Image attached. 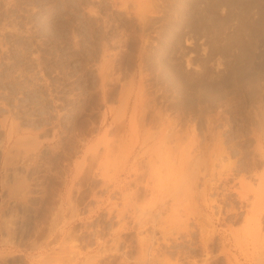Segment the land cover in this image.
Segmentation results:
<instances>
[{"label":"rangeland","instance_id":"374dc122","mask_svg":"<svg viewBox=\"0 0 264 264\" xmlns=\"http://www.w3.org/2000/svg\"><path fill=\"white\" fill-rule=\"evenodd\" d=\"M114 1L0 0V264H264V126L257 139L248 119L264 117V0L169 2L143 122L139 19Z\"/></svg>","mask_w":264,"mask_h":264},{"label":"bare ground","instance_id":"6f19581e","mask_svg":"<svg viewBox=\"0 0 264 264\" xmlns=\"http://www.w3.org/2000/svg\"><path fill=\"white\" fill-rule=\"evenodd\" d=\"M80 1V0H79ZM119 1V0H118ZM118 1H114V2H117V4H119L118 3ZM122 1V0H121ZM142 0H138V2H140V3H142L141 2ZM201 1V0H200ZM103 2V1H102ZM124 2V3H123ZM123 2H122V4L123 5H125V6H123V8L124 7H126V9L128 8H132V11H134V13L135 14H137V15H134V16H136L137 17V19H139V25H140V34L138 35L139 36V38H137L138 39V41L135 43V53L133 52L134 51V49H132L133 51V56H134V62H135V66H136V68H137V70L139 71V75H141V78H142V76H143V74H144V72H145V74H146V71H150V73L152 72L153 73V69L151 70V68H150V65H151V62H149V61H151L150 59V56L149 55H151V54H149V53H152V47H151V49H150V43H152L153 44V42L154 41H157V40H154L156 37H158V34H160L161 33V30H160V33H159V31H158V28L159 27H163L162 25H163V23H166V22H163V20H164V18H166L167 17V15H168V13H167V6L169 5L170 6V3L169 2H172V3H174L175 4V0H149V1H146L147 3H145V1L143 2L144 3V5H143V3L142 4H140V3H138V4H136L137 3V0H123ZM254 2V1H253ZM257 2V1H256ZM167 3V4H166ZM212 3V2H211ZM192 4V3H191ZM176 5H177V3H176ZM187 5V4H186ZM11 6V5H10ZM116 6V5H115ZM122 6V5H121ZM175 6V5H174ZM179 6V5H178ZM177 6V7H178ZM192 6V5H191ZM171 7H172V5H171ZM170 7V8H171ZM245 7V6H244ZM262 7V6H261ZM167 8V9H166ZM196 8V7H195ZM128 9H127V12H129V13H133V12H130V9H129V11H128ZM173 9V8H172ZM178 9V8H177ZM176 9V10H177ZM223 9V8H222ZM122 10V9H121ZM169 11H170V9H168ZM180 10V9H179ZM168 11V12H169ZM173 11H174V13H175V10L173 9ZM171 12V11H170ZM222 12V11H221ZM224 12V11H223ZM172 13V12H171ZM119 14V13H118ZM128 14V13H127ZM191 14V13H190ZM93 15V14H92ZM170 15V14H169ZM169 15H168V17H169ZM121 17V16H120ZM192 17H194V16H192ZM196 17V16H195ZM198 17V16H197ZM231 17V16H230ZM106 18V17H105ZM168 19V18H167ZM167 19H165V20H167ZM193 19V18H192ZM164 20V21H165ZM138 21V20H137ZM168 21H170V19L168 20ZM171 21H173L172 19H171ZM202 21V20H201ZM200 21V22H201ZM97 22V21H96ZM136 22V21H135ZM134 22V23H135ZM133 23V24H134ZM171 23V22H170ZM159 24H160V26H159ZM167 24H169V22L167 23ZM202 24V23H201ZM132 25V24H131ZM179 25V24H178ZM194 25V24H193ZM224 25V24H223ZM135 26V25H134ZM171 26V25H170ZM233 26H234V24H233ZM244 26V25H243ZM2 28V27H1ZM123 28H125V27H123ZM166 28H167V26H166ZM166 28H165V30H166ZM172 28V26L170 27V28H167V29H171ZM174 28V27H173ZM161 29V28H160ZM16 30V29H15ZM123 30V29H122ZM163 30V29H162ZM164 30V31H165ZM125 31V30H124ZM167 31V30H166ZM170 31H172L173 32V30H170ZM2 32V31H1ZM175 32V31H174ZM103 33V32H102ZM115 33V32H114ZM121 33V32H120ZM182 33V32H181ZM186 33H188V32H186ZM118 34V33H117ZM116 34V35H117ZM151 34H153V35H151ZM163 34V33H162ZM164 34H166V33H164ZM171 34H173V33H171ZM214 34V33H213ZM234 34V33H233ZM167 35V34H166ZM192 35H194V34H192ZM218 35V34H217ZM130 36V35H129ZM160 36V35H159ZM163 36V35H162ZM171 36H174V35H171ZM188 36H190V33H189V35ZM187 36V37H188ZM237 36V35H236ZM127 37V36H126ZM131 37V36H130ZM167 36H165V38H166ZM184 37V36H183ZM197 37V36H196ZM195 36L194 37H192V38H196ZM238 37V36H237ZM261 37V36H260ZM159 38V37H158ZM157 38V39H158ZM161 38H163V37H161ZM190 38H191V36H190ZM204 38H206V37H204ZM232 38V37H231ZM234 38V37H233ZM112 39V38H111ZM167 39V38H166ZM185 39V38H184ZM197 39V38H196ZM214 39V38H213ZM213 39H210V40H213ZM236 39V38H235ZM154 40V41H153ZM159 40H160V38H159ZM172 40V39H171ZM198 40V39H197ZM206 40H208V39H206ZM205 40V41H206ZM219 40V39H218ZM221 40V39H220ZM232 40V39H231ZM119 41V40H118ZM153 41V42H152ZM168 41V40H167ZM186 41V46H184V47H186V48H188V50H186L185 48V52H181L182 54H181V59H183V61H184V63H185V67H186V69H187V71H190L191 69H192V71H196V72H199V73H201L204 69L203 68H201V69H199L200 67H203V66H200L199 64H198V55L197 54H193V53H191L192 51L191 50H194L195 49V47L197 46V44L196 45H188V44H190L188 41L189 40H185ZM194 41V43L196 42L195 40H193ZM235 41H237V40H235ZM234 41V42H235ZM134 42V41H133ZM161 41H159V43H160ZM182 42H183V40H182ZM192 42V41H191ZM202 43H204L203 41H201ZM214 42H215V40H214ZM124 43H126V42H124ZM132 43V42H131ZM155 43V42H154ZM158 43V42H157ZM165 43H167V42H165ZM181 43V41L178 43V45ZM193 43V42H192ZM197 43V42H196ZM202 43L200 44L201 46H203L202 45ZM209 43V42H208ZM216 43V42H215ZM111 44H112V42H111ZM181 44H183V43H181ZM181 44L179 45L180 47H181ZM205 44V43H204ZM210 44V43H209ZM214 44V43H213ZM234 44V43H233ZM237 44V43H236ZM244 44V43H243ZM157 45H160V44H157ZM157 45L156 46H154V45H152V46H154L155 48H157ZM212 45V44H211ZM218 45V44H217ZM241 46V44L238 42V46ZM105 46V45H104ZM178 46V47H179ZM207 46H208V44H207ZM257 46V45H256ZM125 47V46H124ZM133 47V48H134ZM149 47V48H148ZM176 47V46H175ZM209 47H211V46H209ZM216 47V46H215ZM217 47H220V46H217ZM183 48V47H182ZM204 52L202 53V55H200V56H202L201 58H200V60H201V62H202V64L204 65L206 62H208V65H210L211 63H212V61H209L210 60V56L208 55V53H206L205 52V45H204ZM214 48V47H213ZM244 48V47H243ZM129 49H130V47H129ZM181 49V48H180ZM226 49V48H225ZM131 50V49H130ZM151 50V51H150ZM157 50V49H156ZM196 50V49H195ZM218 50V49H217ZM220 50V49H219ZM259 50V49H258ZM158 51V50H157ZM175 51V50H174ZM173 51V52H174ZM177 51H179V50H177ZM187 51V52H186ZM202 51H203V49H202ZM216 51V50H215ZM215 51H214V54H215ZM222 51V50H221ZM221 51H219V52H221ZM227 51V50H226ZM239 51V50H238ZM156 52V51H155ZM180 52V51H179ZM217 52V51H216ZM189 53V54H188ZM194 53H196V51H194ZM222 53V52H221ZM223 53H224V51H223ZM222 53V54H223ZM232 53V52H231ZM132 54V53H131ZM172 54V53H171ZM176 54H177V52H176ZM217 54V53H216ZM222 54H219V55H222ZM173 55V54H172ZM178 55H179V53H178ZM177 55V56H178ZM241 55V54H240ZM182 56H184L183 58H182ZM218 56V55H217ZM227 56V55H226ZM247 56V55H246ZM258 56V55H257ZM109 57V56H108ZM176 57V56H175ZM180 57V56H179ZM178 57V58H179ZM178 58H177V60H178ZM221 58V57H220ZM220 58H218L219 60H220ZM223 58L225 59V57L223 56ZM116 59H117V57H116ZM174 59V58H173ZM176 59V58H175ZM234 59V58H233ZM236 59V58H235ZM234 59V60H235ZM198 61L196 64H198L199 66H195L194 65V63H195V61ZM223 60V59H222ZM105 61V60H104ZM181 61V60H180ZM230 61V60H229ZM178 62V61H177ZM200 62V63H201ZM210 62V63H209ZM261 62V61H260ZM116 63V62H115ZM103 64V63H102ZM172 64V63H171ZM207 64V63H206ZM205 64V65H206ZM116 65H119V64H116ZM178 65V64H177ZM98 66V65H97ZM132 66V65H131ZM182 66V65H181ZM151 67H152V65H151ZM184 67V68H185ZM199 67V68H198ZM206 67V66H205ZM212 67V66H211ZM214 67V66H213ZM153 68V67H152ZM181 68V67H180ZM220 68V67H219ZM222 68V67H221ZM250 68V67H249ZM101 69V68H100ZM132 69V68H131ZM185 69V70H186ZM194 69V70H193ZM216 69V68H215ZM208 70V69H207ZM216 71V70H215ZM220 71V70H219ZM252 71V70H251ZM95 72V71H94ZM101 72V71H100ZM218 72V71H217ZM247 73H249V72H247ZM100 74V73H99ZM130 74V73H129ZM134 74L135 73H133V76H134ZM154 74V73H153ZM161 74V73H160ZM190 74V73H189ZM196 74V73H195ZM210 74V73H209ZM219 74V73H218ZM156 73H155V78H156ZM132 76V77H133ZM158 76V75H157ZM161 76V75H160ZM201 76V75H200ZM140 77V76H139ZM146 77V76H145ZM144 76H143V78L142 79H144L145 81H141V80H139V82L140 83H138V85L136 86V90H134L135 92H133V91H131V92H133V94H131L132 96L134 95V103H133V110H136L137 108H139V110H138V112H137V110H136V112H135V114H134V117L132 116V118H133V120H132V122H134L135 120H139L140 122H143L144 121V119H145V114H147L146 113V111L148 110L147 108H149V107H151V109H154L156 106H157V102H156V98L157 97H155V95L154 96H152L153 94H156V91L152 94L150 91H152L151 89H150V91L148 92V90H147V88L149 89V87H146L147 85H145V83H143V82H148V80H147V78H145ZM148 77H150V76H148ZM169 77V76H168ZM233 77V76H232ZM158 78V77H157ZM162 80V79H161ZM182 81V80H181ZM208 81V80H207ZM237 81V80H236ZM236 81H234V82H236ZM132 82V81H131ZM138 82V81H137ZM146 82V83H147ZM165 82V81H164ZM155 83V82H154ZM163 83V82H162ZM233 83V82H232ZM101 84V83H100ZM131 84H133V82L131 83ZM152 84V83H151ZM129 85V84H128ZM150 85V84H149ZM174 85V84H173ZM257 85V84H256ZM165 86V85H164ZM101 87V86H100ZM106 87V86H105ZM131 87H132V85H131ZM130 87V88H131ZM135 87V86H134ZM215 87V86H214ZM152 88V87H151ZM221 88V87H220ZM134 89V88H133ZM155 89V88H154ZM177 89V88H176ZM227 89V88H226ZM129 90V89H128ZM128 90H127V92H128ZM157 90V89H156ZM130 91V90H129ZM251 91H253V90H251ZM251 91H250V93H251ZM170 92H171V90H170ZM175 92V91H174ZM210 93V92H209ZM253 93L254 92H252L251 94L253 95ZM127 94V93H126ZM125 94V95H126ZM129 94V93H128ZM206 94V93H205ZM220 94V93H219ZM158 95V94H157ZM165 95V94H164ZM207 95V94H206ZM120 96V95H119ZM197 96V95H196ZM220 96V95H219ZM243 96V95H242ZM126 97H128L127 95H126ZM248 97V96H247ZM187 98V97H186ZM195 98V97H194ZM122 100V98L120 99V101ZM124 100V99H123ZM160 100V99H159ZM129 101H130V96H129V98H127V100L125 99L124 100V103H122L124 106H126V108L128 107V105H129ZM250 101H251V99H250ZM192 102V101H191ZM190 103V102H189ZM122 104H121V106H122ZM200 104V103H199ZM206 105V104H205ZM180 106V105H179ZM201 107V106H200ZM159 107H157V109H158ZM262 108V107H261ZM140 109H141V111H140ZM147 109V110H146ZM149 110H150V108H149ZM156 110V109H155ZM139 111H140V114H139ZM122 112V110L120 111V113ZM133 112V111H132ZM152 112V111H151ZM196 112V111H195ZM195 112H193V113H195ZM218 112V111H217ZM221 112V111H220ZM156 113V112H155ZM254 113V112H253ZM262 113V112H261ZM133 114V113H132ZM152 114V113H151ZM150 114V115H151ZM188 114V113H187ZM190 114H192L191 112H190ZM195 114H197V113H195ZM194 114V115H195ZM259 114L260 113H258V115L257 114H253V115H249V121H250V123H251V125H252V135L253 136H255L257 139H259L260 138V135L261 134H259V131H258V129H260L262 126H264V117H261V118H259V117H257V116H259ZM178 115V114H177ZM261 115H264V114H261ZM211 116V115H210ZM198 117V116H197ZM204 117V116H203ZM214 117H215V115H214ZM213 117V118H214ZM117 118V117H116ZM122 118V117H121ZM131 118V119H132ZM123 119V118H122ZM196 119V118H195ZM130 120V119H129ZM167 120V119H166ZM131 121V120H130ZM198 121V120H197ZM131 122V123H132ZM167 123V122H166ZM173 123V122H172ZM199 123H200V121H199ZM209 123V122H208ZM124 124V123H123ZM143 124V123H142ZM171 124V123H170ZM167 126V125H166ZM165 126V127H166ZM200 126V125H199ZM235 126V125H234ZM186 127V126H185ZM136 128V127H135ZM134 128V129H135ZM169 128H171V127H169ZM172 128H174V127H172ZM193 128H194V126H193ZM201 128V127H200ZM199 128V129H200ZM207 128V127H206ZM262 128H264V127H262ZM154 129V128H153ZM166 129V128H165ZM176 130V129H175ZM201 130V129H200ZM224 131V130H223ZM133 132V131H132ZM166 132V131H165ZM175 132V131H174ZM199 132V131H198ZM216 132V131H215ZM262 132H264V131H262ZM134 133V132H133ZM162 133V132H161ZM203 134L205 133V132H202ZM261 133V132H260ZM159 134V133H158ZM162 134H164V132L162 133ZM262 134H264V133H262ZM205 135V134H204ZM163 135H161V137H162ZM170 136V135H169ZM177 136V135H176ZM186 136V135H185ZM160 137V136H159ZM158 137V138H159ZM143 138V137H142ZM213 138V137H212ZM150 139V138H149ZM202 139V138H201ZM61 141V140H60ZM167 141V140H166ZM193 141V140H192ZM191 141V143L190 144H192L193 142ZM199 141H201V140H199ZM208 141V140H207ZM257 142V141H256ZM167 143H169V142H167ZM208 143V142H207ZM175 144V143H174ZM170 145V144H169ZM183 145V144H182ZM232 145V144H231ZM166 146V145H165ZM184 147V146H183ZM148 148V147H147ZM167 148V147H166ZM164 149V148H163ZM168 149V148H167ZM182 149H184V148H181L180 150H182ZM205 149V148H204ZM185 150V149H184ZM193 150V149H192ZM202 150V149H201ZM172 151V150H171ZM204 151V150H203ZM225 152V151H224ZM51 153V152H50ZM171 153V152H170ZM183 154V153H182ZM186 154H187V151H186ZM226 154V153H225ZM151 155H153V154H151ZM167 155V154H166ZM169 155V154H168ZM193 155V154H192ZM198 156V155H197ZM196 156V157H197ZM148 157V156H147ZM166 157V156H165ZM178 157H179V155H178ZM182 157V156H181ZM187 157V156H186ZM227 157V156H226ZM159 158V157H158ZM190 158V157H189ZM186 159H188V158H186ZM196 160H195V162L193 163V164H195L196 166H198L199 164H197V163H199L200 161L197 159V158H195ZM58 160V159H57ZM156 160V159H155ZM171 160V159H170ZM194 160V159H193ZM199 162H198V161ZM204 161V160H203ZM262 161V160H261ZM180 162V161H179ZM197 162V163H196ZM181 163V162H180ZM234 163V162H233ZM261 163V162H260ZM51 164V163H50ZM259 163H257V159H254V158H251L250 159V161H248V162H246L245 163V165H244V168H247V169H250V168H255V167H257V165H258ZM156 165V164H155ZM187 166H188V164H187ZM195 166V167H196ZM240 166H242V165H240ZM165 167V166H164ZM180 167V166H179ZM194 167V166H193ZM193 167H191V169L193 168ZM200 167V166H199ZM56 168V167H55ZM142 168V167H141ZM196 169H197V167H196ZM196 169H194L195 171H196ZM8 170V169H7ZM13 170V169H12ZM11 170V171H12ZM57 170V169H56ZM142 170V169H141ZM164 170V169H163ZM193 170V171H194ZM9 171V170H8ZM10 171V172H11ZM137 171H139V169L137 170ZM144 171V170H143ZM189 171V170H188ZM197 171H199V170H197ZM196 171V172H197ZM7 172V171H6ZM14 172V171H13ZM135 172V171H134ZM140 172V171H139ZM145 172V171H144ZM174 172V171H173ZM172 172V173H173ZM177 172V171H176ZM183 172V171H182ZM184 172H186V170L184 171ZM190 172V171H189ZM191 172H192V170H191ZM190 172V173H191ZM251 172V171H250ZM20 173V172H19ZM178 173V172H177ZM187 173V172H186ZM189 173V174H190ZM194 173V172H193ZM192 173V174H193ZM202 173V172H201ZM12 174V173H11ZM143 174V173H142ZM170 174V173H169ZM176 174V173H175ZM184 174V173H183ZM191 174V175H192ZM198 174V173H197ZM85 175V174H84ZM87 175V174H86ZM140 175V174H139ZM162 175V174H161ZM171 175H173V174H171ZM190 175V176H191ZM195 175V174H194ZM201 175V174H200ZM12 176V175H11ZM159 176V175H158ZM170 176V175H169ZM169 176H168V178H169ZM174 176V175H173ZM178 176H179V174H178ZM183 176V175H182ZM182 176L181 177H179L181 180H180V182L181 183H184V182H187V180L186 181H183L182 180ZM186 176H187V174H186ZM205 176V175H204ZM89 177V176H88ZM167 177V176H166ZM189 177V176H188ZM198 177V176H197ZM3 178H4V176H3ZM2 178V179H3ZM163 178V177H162ZM173 178V177H172ZM186 178V177H185ZM184 178V179H185ZM166 179V178H165ZM176 179V178H175ZM262 179V178H261ZM260 179V180H261ZM163 180V179H162ZM174 180V179H173ZM171 181L172 182V185L174 184V181ZM193 180V179H192ZM262 180H264V179H262ZM261 180V181H262ZM82 181V180H81ZM183 181V182H182ZM189 181V180H188ZM191 181V180H190ZM196 181V180H195ZM10 182V181H9ZM80 182V181H79ZM159 182H160V180H159ZM180 182H178V183H180ZM206 182V181H205ZM6 183H8V182H6ZM166 183H167V181H166ZM194 183V182H193ZM1 185H4V184H2V183H0ZM170 184V183H169ZM176 184H177V180H176ZM188 184V183H187ZM190 184V183H189ZM203 184V183H202ZM179 185V184H178ZM183 185V184H182ZM181 185V186H182ZM185 183H184V188L183 187H181V186H178V187H181V188H183L182 190H185ZM191 185H192V181H191ZM20 186V185H19ZM189 186V185H188ZM194 186V185H193ZM192 186V187H193ZM206 186V185H205ZM7 187H9V186H7ZM16 187H18V186H16ZM21 187V186H20ZM20 187H18L17 189H20ZM172 187V186H171ZM171 187H170V190H171ZM178 187H176V188H178ZM201 187V186H200ZM207 187H208V185H207ZM174 188H175V186H174ZM175 188V189H176ZM188 188V187H187ZM186 188V189H187ZM198 188V187H197ZM202 188H204V187H202ZM173 189V188H172ZM191 189V188H190ZM201 189V188H200ZM188 190V189H187ZM194 190V189H193ZM196 190V189H195ZM17 191V190H16ZM15 191V192H16ZM174 191V190H173ZM177 191H179V188H178V190ZM197 191V190H196ZM188 192V191H187ZM187 192H185V193H187ZM191 192H192V190H191ZM204 191H202V193H203ZM13 193H14V191H13ZM26 193H27V191H26ZM170 193H172V192H170ZM169 193V194H170ZM174 193V192H173ZM179 193H180V191H179ZM188 193H190V191L188 192ZM197 193V192H196ZM29 194V193H28ZM175 194H176V192H175ZM198 194V193H197ZM15 195V194H14ZM193 195V194H192ZM12 196V195H11ZM173 197H174V194L172 195ZM177 196V195H176ZM14 197V196H13ZM176 198V197H175ZM3 199V198H2ZM5 199V198H4ZM34 202V201H33ZM48 202V201H47ZM14 203V202H13ZM46 204V203H45ZM14 205V204H13ZM33 205V204H32ZM40 205V204H39ZM136 205V204H135ZM217 206V205H216ZM234 206V205H233ZM130 207V206H129ZM136 207V206H135ZM141 207V206H140ZM220 208V207H219ZM218 208V209H219ZM217 209V208H216ZM131 210V209H130ZM133 210V209H132ZM131 210V211H132ZM168 210V209H167ZM176 210V209H175ZM224 210V209H223ZM239 210H241L240 209V206L238 207V208H235V207H232V208H230L229 209V212H233L235 215L238 213V211ZM124 211V210H123ZM126 211V210H125ZM168 212V211H167ZM177 212V211H176ZM227 211H226V209H225V213H226ZM13 213V212H12ZM11 213V214H12ZM184 213V212H183ZM228 213V212H227ZM137 214H138V212H137ZM174 214V213H173ZM7 215H9V214H7ZM133 215V214H132ZM139 215V214H138ZM176 215V214H175ZM215 215V214H214ZM1 216V215H0ZM11 216V215H10ZM14 216V215H13ZM120 216V215H119ZM148 216V215H147ZM171 216V215H170ZM218 216V215H217ZM216 216V220H218V219H220V218H218ZM173 217H175V216H173ZM221 217V216H220ZM245 217V216H244ZM2 218V217H1ZM14 218V217H13ZM21 218V217H20ZM119 218V217H118ZM243 218V217H242ZM5 219H6V215H5ZM245 219V218H244ZM4 220V219H3ZM106 220V219H105ZM104 220V221H105ZM117 220V219H116ZM222 220V219H221ZM242 220V219H241ZM1 221V220H0ZM28 221V220H27ZM18 222V221H17ZM218 222V221H217ZM8 223V222H7ZM121 223V222H120ZM227 224V223H226ZM125 225V224H124ZM163 225V224H162ZM11 226V225H10ZM14 226V225H13ZM185 226V225H184ZM184 226H182L183 228H185L186 229V226L184 227ZM227 226V225H226ZM188 227V226H187ZM7 228V227H6ZM115 228H116V226H115ZM184 229V230H185ZM189 228H187L185 231L187 232V234H188V230ZM188 230V231H187ZM5 231V230H4ZM12 231V230H11ZM185 232V233H186ZM203 232V231H202ZM211 232V231H210ZM6 233V232H5ZM205 234V233H204ZM213 234V233H212ZM212 234L210 235H207V237H202L201 236V242H202V244H203V246H206L207 245V242L209 241L210 242V240H213V236H212ZM6 235V234H5ZM11 235V234H10ZM189 235V234H188ZM200 235H203L202 233L200 234ZM190 236V235H189ZM204 236V235H203ZM225 236V235H224ZM12 237V236H11ZM118 237V236H117ZM129 237V236H128ZM188 237V236H187ZM9 238V237H8ZM233 238V237H232ZM6 239V238H5ZM12 239V238H11ZM18 239V238H17ZM149 239V238H148ZM191 239V238H190ZM189 239V240H190ZM220 239H222L221 237H220ZM233 239H235V238H233ZM6 241H8V240H6ZM10 241V240H9ZM12 241V240H11ZM162 241V240H161ZM168 241V240H167ZM233 241V240H232ZM26 242V241H25ZM234 242V241H233ZM237 242V241H236ZM235 242V243H236ZM146 243V242H145ZM221 243H222V245H224L225 243H224V241H221ZM239 243V242H238ZM125 244V243H124ZM132 244V243H131ZM170 244V243H169ZM169 244H167L168 246H169ZM212 244V243H211ZM19 245V244H18ZM166 245V246H167ZM190 245V244H189ZM193 245V244H192ZM155 246V245H154ZM158 246V244L156 245V247ZM128 247V246H127ZM202 248V247H201ZM207 248V247H206ZM156 249V248H155ZM184 252V251H183ZM182 253V252H181ZM220 253H221V251H220ZM16 254V253H15ZM179 254V253H178ZM240 254V253H239ZM18 255V254H17ZM20 255V254H19ZM125 255V254H124ZM206 255V254H205ZM176 256V255H175ZM207 256V255H206ZM125 257V256H124ZM2 258V257H1ZM8 258V257H7ZM114 258V257H113ZM139 258V257H138ZM214 258V257H213ZM237 259V258H236ZM22 260V259H21ZM172 261V260H171ZM112 262V261H111ZM149 262V261H148ZM228 262V261H227ZM24 263V262H23ZM105 263V262H104ZM174 263V262H173ZM206 263H208L207 262V260H205V263L204 264H206ZM228 263H230V262H228ZM227 263V264H228ZM203 264V263H202ZM209 264V263H208Z\"/></svg>","mask_w":264,"mask_h":264},{"label":"crops","instance_id":"0c3cea01","mask_svg":"<svg viewBox=\"0 0 264 264\" xmlns=\"http://www.w3.org/2000/svg\"><path fill=\"white\" fill-rule=\"evenodd\" d=\"M15 253H16V254H15ZM17 254H18V255H17ZM19 254H20V253H18V252H14V255H15V256L23 257L22 254H20V255H19Z\"/></svg>","mask_w":264,"mask_h":264}]
</instances>
